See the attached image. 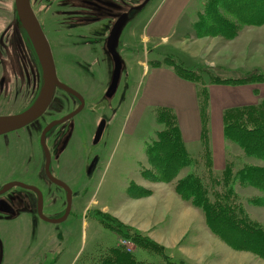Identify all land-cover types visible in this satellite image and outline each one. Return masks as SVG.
I'll list each match as a JSON object with an SVG mask.
<instances>
[{
  "label": "rangeland",
  "instance_id": "obj_1",
  "mask_svg": "<svg viewBox=\"0 0 264 264\" xmlns=\"http://www.w3.org/2000/svg\"><path fill=\"white\" fill-rule=\"evenodd\" d=\"M136 1L128 0L124 4L127 6ZM157 1L149 0L122 29L117 43V51L124 63V70L111 100L104 95L110 79L111 62L108 64L104 56L100 54V58H102L101 64L96 66V68L87 69L80 66L81 62L77 56L67 54L61 47L57 48V70L59 76L69 85L85 94L84 96L88 102L87 108L95 104V101H99L96 107H106L103 99H107V103L110 104V122L99 142L94 145L92 143L94 133L92 124L75 128L74 135L66 146L67 156H65L64 167L67 172L63 175V178L67 184L69 183L74 188L76 195L73 196L70 212L64 221L57 224L39 222V226L35 227L31 233L29 232V227L28 232L26 227L23 228V240L25 242H30V240L34 242L33 264H112V259L115 260V264H130V257H132L129 254L130 252H133L135 259L148 262L159 259L155 251H148L129 238L120 237L114 230L110 229L105 221L109 222L110 215L114 216L122 223L149 236L147 232L122 221L113 213L118 208H121L118 211L126 213V207L130 206L131 199L134 197H130L127 188L131 181L149 188L151 191L153 184L156 183L145 179L139 170L141 166L148 165L145 145L147 141L154 137L155 130L159 127L155 122L152 107L163 105H150V108H145L143 105V88L146 81L143 78L144 65L142 63L148 67H153L149 64L150 60H162L166 55L174 56L185 67L199 72L201 80L199 85L205 83L207 90L209 85H253L251 93L248 92L246 87L238 89V95L242 96L241 101L243 103L237 105L256 103L260 98L264 97V79L262 81L237 84L211 82L212 77L225 79L228 77L239 78L247 74H255V72L264 74V22L257 25H244L231 38L220 34L199 37L196 36L192 28V33L183 37L187 39L183 44L181 43L183 38L176 40L178 44H174L172 41L163 44L140 42V38L137 36L138 25L150 13ZM201 5L202 3L198 8ZM131 26L136 28L135 36L129 38L127 35ZM127 37L129 40L125 42ZM166 47L179 52L180 57L175 52L167 50ZM208 48L210 51L200 57L198 52L203 49L206 52ZM66 58L69 59L71 64L66 62ZM159 66L169 67L167 65ZM193 83L195 84V82ZM92 92L96 93L97 99L93 98L94 100H92L90 98ZM58 96H65V94L63 91H59ZM147 102L156 104L153 100ZM237 105H230L225 108ZM223 110L221 112V145L224 161L220 168H214L217 170L222 169L226 158L233 162L235 168L245 162L262 165L261 159L245 155L237 144L224 138ZM88 112V110L84 109L77 119L85 117L83 113ZM209 130L211 144L210 98ZM219 135L220 132H218V138ZM186 142L190 151H196L200 147L199 139L197 143L192 140H187ZM93 152L99 153L98 163L91 175L88 176L85 162H88V158ZM73 157H75V160ZM216 165H219L218 159ZM76 168L82 169L79 176L81 182L79 183L76 182V177L73 178L72 170ZM189 170L190 168L187 167L182 168L179 176L184 175ZM169 184L172 185V183ZM170 190L175 198V207L171 211L174 213L181 199L172 189ZM235 191L248 215L264 226V205H254L247 202V198L255 195L259 196L262 192L258 188L249 185H236ZM165 197H167V203L170 204L169 197ZM133 208L143 209L142 207ZM133 208L132 211L135 212ZM196 208L195 210L202 217V223L194 222L191 226L192 230L187 231L175 247L168 248L156 241L167 248L169 255L173 259L184 260L189 264H264L263 257L249 250L235 249L223 241L221 237L212 233L204 222L202 210ZM128 216L136 219L135 215L128 214ZM172 222L173 218L164 221L160 226L162 231H170ZM201 224L204 232L196 234L195 229H198ZM193 238L194 243L192 242ZM179 248L183 249V254L180 253ZM39 261L41 263H38ZM20 263V253L14 251L6 253L3 264Z\"/></svg>",
  "mask_w": 264,
  "mask_h": 264
},
{
  "label": "flooded vegetation",
  "instance_id": "obj_2",
  "mask_svg": "<svg viewBox=\"0 0 264 264\" xmlns=\"http://www.w3.org/2000/svg\"><path fill=\"white\" fill-rule=\"evenodd\" d=\"M125 1L128 0H29L49 43L58 80L76 90L83 105L74 113L81 101L56 86L50 102L36 116L11 129H0V264L6 253L13 251L20 253V264H33L34 242L23 240V228L28 232L29 227L31 233L39 222L59 223L45 219L61 217L67 206V190L55 180L69 187L71 205L76 195L63 178L67 172L66 146L75 128L92 124L95 131L101 119L106 121L105 129L110 122L107 99H103L106 107H96L99 101H95L87 108L85 94L59 76L57 48L77 56L80 66L87 69L101 64L100 54L110 64V56L105 52L110 25L117 8L128 7ZM66 62L71 64L68 58ZM42 83L41 66L19 21L15 0H0V116L26 112L36 101ZM59 91L65 96L59 97ZM90 98L97 99L96 93L92 92ZM84 109L89 112L77 119ZM98 158L99 153L93 152L85 162L88 176ZM72 171L76 182H81L82 169Z\"/></svg>",
  "mask_w": 264,
  "mask_h": 264
},
{
  "label": "trees",
  "instance_id": "obj_3",
  "mask_svg": "<svg viewBox=\"0 0 264 264\" xmlns=\"http://www.w3.org/2000/svg\"><path fill=\"white\" fill-rule=\"evenodd\" d=\"M263 22L264 0H204L196 10L192 28L199 37L220 34L231 38L242 26ZM149 64L167 65L179 77L198 85L200 147L196 151L187 148L173 108L152 107L159 127L154 137L146 142L148 165L141 166L140 173L151 182L172 183L174 192L183 201L202 210L204 222L212 233L235 249L249 250L264 258V226L248 215L235 191L236 185L256 187L262 194L247 198V202L264 205V97L256 103L225 108L222 113L224 138L237 144L245 155L261 159L263 164L245 162L235 168L233 162L226 158L224 167L217 170L213 166L210 144L208 90L205 83L199 85V72L185 67L180 60L170 55L164 56L162 60H150ZM263 76V73L255 72L239 78L212 77L211 82L251 83L262 81ZM184 167L190 170L179 176ZM127 192L130 197L137 198L150 195L152 191L131 181ZM105 221L120 237H127L158 254V260L148 262L135 259L133 252H130V264H189L184 260L173 259L166 247L114 216L110 215L109 222ZM112 264H115L114 259Z\"/></svg>",
  "mask_w": 264,
  "mask_h": 264
},
{
  "label": "crops",
  "instance_id": "obj_4",
  "mask_svg": "<svg viewBox=\"0 0 264 264\" xmlns=\"http://www.w3.org/2000/svg\"><path fill=\"white\" fill-rule=\"evenodd\" d=\"M201 3H203V0H158L150 13L138 25L137 36L140 38V42L163 44L172 41L174 44H178L176 40L192 33L194 14ZM134 27L131 26L128 31L127 36L129 38L135 36L136 28ZM128 37L125 42L129 40ZM186 40L183 38L181 43L183 44ZM166 49L170 52H175L178 56L180 55L174 49H170L169 47H166ZM209 51L210 49L208 48L206 52L203 49L198 53L202 57ZM182 57L185 58L184 56ZM142 65H144L143 78L146 81L143 88L145 100H143V105L145 108H150V105H163L173 108L186 146L187 140H192L197 143L201 122L196 97V85L189 80L179 77L169 67H148L143 63ZM240 87H246L248 92L251 93L254 86L209 85L208 87L210 98V128L212 132V159L215 168H220L224 161L221 145V112L227 106L243 103L241 101L242 96L238 95L237 92ZM150 100L155 101L154 103L156 104L147 102ZM218 132H220L219 138L217 136ZM220 145L221 147L219 148ZM217 159L219 165H216ZM170 189L173 190L172 185L169 183H154L152 193L149 196L131 199L130 206L126 207V213L135 215L136 219L131 218L126 213L118 211L121 208L114 210L113 213L122 221L128 222L141 231L147 232L155 241L168 248H173L187 231L192 230L191 226L194 222L202 223V217L195 210V207L192 208L193 206L183 201L178 195L181 202H178V208L172 213L171 211L175 207V198L172 196ZM164 196L169 197L170 204L167 203V197L164 198ZM133 207H142L143 209H134ZM132 208L135 212L132 211ZM170 218H173L171 230L168 232L162 231L160 228L161 224ZM195 230L196 234L204 232L202 224ZM192 242L194 243V238ZM182 251L183 249H180L181 254H183Z\"/></svg>",
  "mask_w": 264,
  "mask_h": 264
},
{
  "label": "water",
  "instance_id": "obj_5",
  "mask_svg": "<svg viewBox=\"0 0 264 264\" xmlns=\"http://www.w3.org/2000/svg\"><path fill=\"white\" fill-rule=\"evenodd\" d=\"M148 2L149 0H137L135 3L128 4V7L122 10L116 7L118 11L112 18L110 32L107 38V47L105 51L106 54L110 56L111 68L110 79L104 95L110 100L116 92L121 74L124 70V63L117 51L119 36L127 22L131 20ZM15 6L19 21L26 30L39 60L42 70L43 83L36 101L26 112L15 116H0V129H11L13 127L21 125L24 121L36 116L37 113H39L50 102L56 86L66 92L75 95L81 101L80 107L75 110L74 113H76L83 105L82 96L76 90L58 80L49 43L30 6L29 0H15ZM105 126V119H101L98 122L92 136L93 144L101 139ZM48 158L49 156L47 153L45 162L46 167L48 165ZM90 169L91 168L88 169L89 172ZM55 181L57 183H61L62 186L67 190V206L63 215L57 219H51L45 216L44 217L50 222L57 223L64 221L68 216L71 207V198L69 194V187L64 182L58 180Z\"/></svg>",
  "mask_w": 264,
  "mask_h": 264
}]
</instances>
